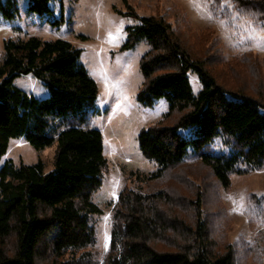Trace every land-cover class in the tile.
<instances>
[{
  "label": "trees",
  "instance_id": "1",
  "mask_svg": "<svg viewBox=\"0 0 264 264\" xmlns=\"http://www.w3.org/2000/svg\"><path fill=\"white\" fill-rule=\"evenodd\" d=\"M51 1L29 0V11L51 13ZM235 1L264 21V0ZM0 7L10 19L18 12L14 0ZM126 14H136L131 5ZM128 38L122 49L140 41L148 45L140 59L138 101L150 107L165 98L169 110L139 132L140 149L156 168L129 175L134 185H126L114 204L110 247L102 263L92 250L98 242L93 217L103 212L93 194L109 162L102 132L89 123L98 113L97 82L81 62V49L65 39L30 36L5 42L0 157L13 138L21 137L38 150L55 144V154L49 171L42 160H7L0 168V264H237L233 245L222 248L211 236L200 193L190 201L196 209L190 218L183 199L165 188L145 187L194 162L208 167L225 188L233 175L262 169L264 100L218 82L162 15L140 17L139 24L128 27ZM190 72L202 84L197 94ZM21 75L43 81L49 97L38 99L16 86ZM217 141L225 149H215ZM258 243L254 256L262 262L264 246Z\"/></svg>",
  "mask_w": 264,
  "mask_h": 264
},
{
  "label": "rangeland",
  "instance_id": "2",
  "mask_svg": "<svg viewBox=\"0 0 264 264\" xmlns=\"http://www.w3.org/2000/svg\"><path fill=\"white\" fill-rule=\"evenodd\" d=\"M14 1L18 10L14 18H8L0 7V64L6 41L30 36L43 41L65 39L81 49V62L97 82L98 113L89 123L102 132L109 162L103 183L93 194L103 212L93 217L98 242L92 250L102 263L110 247L114 204L126 185H134L129 175L156 168L140 149L139 132L169 110L165 98L150 107L138 101L143 83L140 59L148 45L140 41L131 49H122L129 39L128 27L139 24L143 16H164L218 82L264 100V21L240 9L235 0H52V11L46 14L30 12L29 0ZM0 3L5 5L7 0ZM130 5L136 14H126ZM56 20L60 22L55 24ZM110 32L119 37L116 42L109 40ZM189 77L197 94L202 88L198 75L190 72ZM14 84L38 99L50 95L46 84L33 75L18 76ZM214 148L225 149L221 141ZM54 154L55 144L38 150L23 137L13 138L0 157V168L7 160L16 164L42 160L49 171L54 168ZM231 180L225 188L208 167L194 162L172 169L164 179L145 188H165L183 199L187 210L182 209L190 218L196 211L190 201L200 193L210 234L218 245H233L237 264H264V258L259 262L254 256L256 243L264 246V167L251 174L233 175ZM255 198L263 200L258 203Z\"/></svg>",
  "mask_w": 264,
  "mask_h": 264
},
{
  "label": "snow or ice",
  "instance_id": "3",
  "mask_svg": "<svg viewBox=\"0 0 264 264\" xmlns=\"http://www.w3.org/2000/svg\"><path fill=\"white\" fill-rule=\"evenodd\" d=\"M194 6H196L195 3H194ZM262 31H264V29H262ZM118 39H119V37L117 35H115L111 32L109 33V40L110 41L116 42ZM262 39H264V37H262Z\"/></svg>",
  "mask_w": 264,
  "mask_h": 264
}]
</instances>
